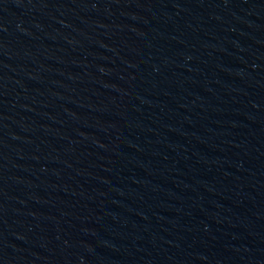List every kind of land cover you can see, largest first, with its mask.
Returning a JSON list of instances; mask_svg holds the SVG:
<instances>
[{
	"label": "water",
	"instance_id": "water-1",
	"mask_svg": "<svg viewBox=\"0 0 264 264\" xmlns=\"http://www.w3.org/2000/svg\"><path fill=\"white\" fill-rule=\"evenodd\" d=\"M0 264H264V0H0Z\"/></svg>",
	"mask_w": 264,
	"mask_h": 264
}]
</instances>
